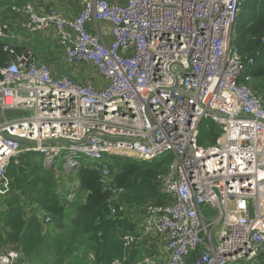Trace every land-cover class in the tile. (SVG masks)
<instances>
[{
  "label": "built area",
  "instance_id": "obj_1",
  "mask_svg": "<svg viewBox=\"0 0 264 264\" xmlns=\"http://www.w3.org/2000/svg\"><path fill=\"white\" fill-rule=\"evenodd\" d=\"M80 4L72 17L32 3L10 13L29 35L51 32L59 66L94 70L95 81L17 55L12 29L0 21V40L10 45L0 65V196L8 167L26 153L72 175L92 164L115 199L122 190L111 187V158L151 163L171 154L158 179L167 200L130 217L126 257L140 246L135 264L254 263L264 254V96L248 88L234 44L242 0ZM202 121L220 131L214 144L198 143ZM20 259L16 250L0 252V264Z\"/></svg>",
  "mask_w": 264,
  "mask_h": 264
},
{
  "label": "trees",
  "instance_id": "obj_2",
  "mask_svg": "<svg viewBox=\"0 0 264 264\" xmlns=\"http://www.w3.org/2000/svg\"><path fill=\"white\" fill-rule=\"evenodd\" d=\"M14 1L2 0L0 8L10 13L13 6L27 4ZM234 44L247 67L248 88L264 96V0H242ZM4 45L9 44L0 40V65L9 61ZM10 45L17 55L26 52L23 47ZM250 58L254 63L248 66ZM219 134L212 122L202 121L198 143L214 144ZM172 159L171 154L151 163L113 158L111 187L122 190L118 199L111 191L103 189L99 172L92 165L81 164L75 173L78 191L73 200L65 204L52 173L45 169L40 156L36 153L20 155L7 169L9 190L0 196V250L6 246L16 251L21 249L24 259L22 256L16 264H111L114 260L135 264L143 248L135 246L126 257L122 238L135 231L127 212L166 202L158 179ZM45 216L50 218L47 225ZM44 228L48 232L43 235ZM252 264H264V254Z\"/></svg>",
  "mask_w": 264,
  "mask_h": 264
},
{
  "label": "rangeland",
  "instance_id": "obj_3",
  "mask_svg": "<svg viewBox=\"0 0 264 264\" xmlns=\"http://www.w3.org/2000/svg\"><path fill=\"white\" fill-rule=\"evenodd\" d=\"M48 2H46L47 4H42L43 7H55L58 11H63L64 14L67 15V17L69 16H74L78 10L80 9V0H46ZM29 3V2H28ZM35 4V3H32ZM15 31V30H14ZM18 34V36L20 38H22L21 41V47H23L25 49L26 52H30L33 54V56L36 58L37 61L39 62H44L47 63L49 66H51L52 70L54 71V73H65L69 76H74L76 73L74 72V70L76 72H78V69H81V71L83 72L84 77L86 78H91L90 80L95 81V77H96V73L94 70H90L86 67H79V68H74V70L72 69H67L65 66L63 65H57V63H53V61H57V58H55V52L56 50H60V48L57 46L52 47L50 50H48L46 47H48V44H38V41H40V36L39 35H29L27 32L25 31H16L14 34ZM48 31H46L45 33H43L44 35L47 34ZM39 34V33H37ZM10 44H15L16 42L14 40H10L9 41ZM60 61L62 59V54H59L57 56ZM61 63V62H60ZM83 80V79H81ZM113 158L110 159V162L112 161ZM84 160H81V162L83 163ZM92 165V164H91ZM111 165V164H110ZM93 166V165H92ZM45 167V166H44ZM111 168V166H110ZM46 170L50 171L53 175V178L57 184L58 190L61 193V199L63 200V203L65 204H69L73 198H74V194H75V190L77 189V179L75 176V173L72 175L69 172H64L62 171L60 168H46ZM80 194V193H79ZM78 194V195H79ZM66 207V206H65ZM26 210H28V208H26ZM130 211H128L127 213H129ZM138 211L135 209H133V211L130 212V214L135 215V217L138 216ZM28 215V213H27ZM70 218V217H69ZM59 231V229H56ZM46 232H48L47 230H45V228L43 229V235L46 234ZM51 236L48 235V239ZM15 249L14 247L11 246H6L3 250H0V252H6L9 250ZM17 249V248H16ZM142 249V248H140ZM18 252L22 254L23 253L21 251V249H18ZM145 254V249L141 250L139 258L136 260L135 263L139 262L142 259V256ZM24 259V256H23Z\"/></svg>",
  "mask_w": 264,
  "mask_h": 264
},
{
  "label": "crops",
  "instance_id": "obj_4",
  "mask_svg": "<svg viewBox=\"0 0 264 264\" xmlns=\"http://www.w3.org/2000/svg\"><path fill=\"white\" fill-rule=\"evenodd\" d=\"M0 1L2 2V0H0ZM12 1H14V0H12ZM14 2H21V3H23V2L24 3L25 2L28 3L29 2V3H35V5L37 6L38 11L40 13H45L49 9H54V10L58 11L55 7H50V8L43 7L42 4H47L46 2H48L46 0H15ZM80 9H81V4H80ZM80 9L78 10L77 13L80 12ZM58 12L61 13L63 16H67L66 14H64L63 11H58ZM11 17H13V19H11ZM70 17H72V16H70ZM0 21H2L3 23H7L10 26V28L12 29V35H14V38L12 40H14L16 42L13 45L16 46V47H21V45H22L21 44L22 38H20L17 33L14 34L18 30L21 32V30L18 28V24H17L16 17L12 16V14L9 13L7 10H4L3 8H0ZM43 33H45V32H43ZM43 33L36 34V35H39L40 36V41H38V44H41V43L48 44V47H46L48 50H50L52 47H55L56 48L57 45H56V42L53 39L52 33L51 32H48L45 35ZM59 54H62V52H61V50L58 49L55 52V55H56L55 58H57V61H55V62L57 63V65H59L60 62L62 61V59L60 61V59L57 57ZM36 58H38V57H36ZM80 79H83V77H80ZM11 116H13V114L6 115V117H11ZM131 211H133V210H130V212ZM127 214H128L129 217H132L133 218V215L132 214H130V213H127Z\"/></svg>",
  "mask_w": 264,
  "mask_h": 264
},
{
  "label": "water",
  "instance_id": "obj_5",
  "mask_svg": "<svg viewBox=\"0 0 264 264\" xmlns=\"http://www.w3.org/2000/svg\"><path fill=\"white\" fill-rule=\"evenodd\" d=\"M0 121H1V118H0ZM21 144H24V145H30L32 143H29L27 141H24V140H18Z\"/></svg>",
  "mask_w": 264,
  "mask_h": 264
}]
</instances>
